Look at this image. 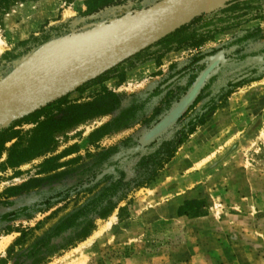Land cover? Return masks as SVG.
<instances>
[{
    "label": "rangeland",
    "instance_id": "obj_1",
    "mask_svg": "<svg viewBox=\"0 0 264 264\" xmlns=\"http://www.w3.org/2000/svg\"><path fill=\"white\" fill-rule=\"evenodd\" d=\"M161 1L127 0L89 17L88 0L20 3L0 25V94L26 83L21 76L43 47L4 60L24 51L19 44H86ZM228 8L0 129V264H14L83 208L111 213L90 214L82 241L78 229L54 239L44 264H264V20L245 23L254 12ZM148 62L152 72L134 74ZM108 93L114 104L101 101ZM190 95L179 117L150 137ZM80 106L75 120L69 109ZM178 141L153 181L137 187L142 159Z\"/></svg>",
    "mask_w": 264,
    "mask_h": 264
},
{
    "label": "water",
    "instance_id": "obj_2",
    "mask_svg": "<svg viewBox=\"0 0 264 264\" xmlns=\"http://www.w3.org/2000/svg\"><path fill=\"white\" fill-rule=\"evenodd\" d=\"M232 1L234 0H162L134 17L113 24L117 25L126 20L138 21V24L130 32L115 38L112 42L114 44L110 48L105 46L92 53V55H95L94 57L92 55L89 57L81 56V59L60 66L57 70L50 71L36 79L30 86H27V84L21 87L16 86L0 94V129H5L12 123L61 99L146 49L158 44L176 31L189 25L195 19ZM90 34L92 32L88 35ZM63 68H66L64 72H62ZM37 93L40 94L36 99L32 100L31 104L23 106L30 96ZM191 97L192 95H190V98L184 99L151 132L150 137H157L167 126L171 125L182 113ZM178 108H180L178 113L173 118H170Z\"/></svg>",
    "mask_w": 264,
    "mask_h": 264
},
{
    "label": "trees",
    "instance_id": "obj_3",
    "mask_svg": "<svg viewBox=\"0 0 264 264\" xmlns=\"http://www.w3.org/2000/svg\"><path fill=\"white\" fill-rule=\"evenodd\" d=\"M28 1H33V0H0V25L4 19V17L9 14L17 5L20 3H26ZM127 0H88V8L87 11L83 14L84 17H89L96 15L106 9L109 8H114V7H119L123 6ZM263 2L264 0H245V1H235L233 3H228L227 6L229 7L227 9V12L231 11L234 7H238L241 5H244L245 9V15L251 14L254 12V14L251 17H248L245 20V23L248 21L252 20H257V19H263L264 20V9L260 8H255L251 9L250 5L254 3H260ZM231 6V7H230ZM203 18L202 16L195 19L190 25L193 23H196V21L200 20ZM242 23H239L241 25ZM190 25L183 27L182 29L178 30L176 33H180L182 31H185ZM230 28V27H228ZM226 27V29H228ZM225 29V28H224ZM175 33V34H176ZM32 46L30 42H25L21 43L18 45V48H25L23 52L19 53L16 56H13L11 53L6 54V56L3 57L4 60H17L18 58L23 57L27 53H29L32 49L37 48L39 46H42L44 44H47L49 42V39L44 40L40 43H36V40L34 39ZM190 40L188 39L187 41L184 40L180 44V48L184 46L189 45ZM104 100L106 103L109 102V100H112L113 104L116 102V96L113 95L112 93H108L107 95L103 96L101 98V101ZM90 108V106H86L83 109ZM75 109V111H74ZM111 111L115 110L114 105L110 109ZM70 113L69 116L74 118L75 120L78 119L80 120V112H81V106L76 107V108H70L69 109ZM121 119V118H120ZM4 140L0 142V145H4ZM181 141H178L176 143L173 142H167L163 143L162 146L158 149V151L147 158L142 159L140 164L138 165L137 168V173H136V178H135V183L137 187H142L146 186L149 184L153 179L158 175L159 171H161L177 152V149L179 145H181ZM107 191L104 190V193ZM111 213V210L109 211H103V212H90L86 211V208H83L68 217L64 218L62 221H60L54 228H52L48 234H46L44 237L41 239L37 240L35 244L32 246V248L27 252L18 257L14 264H23L25 262H28L32 260L33 264H44L45 259H46V254H43V252L48 250V247L50 246L51 242L59 238L60 236L73 231L75 229L79 230L78 234V241H82L84 238L88 236L90 233V230L92 229V222L88 218L90 214H97L99 217H106L108 214ZM20 242H17L15 244V247L19 245ZM65 248L64 246H62ZM57 247H52V252H55L57 250ZM14 248L10 250V254L13 253ZM50 253V251H48ZM47 252V253H48ZM50 253V254H51Z\"/></svg>",
    "mask_w": 264,
    "mask_h": 264
},
{
    "label": "bare ground",
    "instance_id": "obj_4",
    "mask_svg": "<svg viewBox=\"0 0 264 264\" xmlns=\"http://www.w3.org/2000/svg\"><path fill=\"white\" fill-rule=\"evenodd\" d=\"M138 24V21L137 20H133V21H130V20H126V21H124V22H122V23H120V24H117V25H114V26H112V27H110V28H107V30L104 32V34H102V35H97V36H95L94 35V40H91V38H90V40L89 41H87L86 42V44L84 43H81V45H76V46H71V47H69V45H67L68 43H66V48H64L63 46V48L62 47H58L59 48V54H56L57 53V51L56 50H58V48H55L54 46V48L56 49H54L53 47H48V48H46V50H43V51H41L40 53H38V54H36L35 56H34V58L32 59L33 61V63H31L30 64V68L32 69H36L39 65H41V64H43V63H46V62H44L45 60H47V59H49V60H51L52 58H58V57H60V56H63L64 57V55H66V54H68L67 56L69 57V55H70V57H72V54H80V55H78V56H87V57H89L90 55H92V53H94V52H96L97 50H100L101 48H104L105 46H106V48H110L114 43H112L113 42V40L115 39V38H117L118 36H120L121 34H124V33H126V32H130L136 25ZM102 31V30H101ZM101 31H99V32H101ZM86 40V38H84V41ZM114 42H116V41H114ZM83 44V45H82ZM3 43L0 41V53L2 52V50H3ZM65 52H66V54H65ZM77 56V57H78ZM93 57L95 56V55H92ZM91 56V57H92ZM43 57V58H42ZM90 57V58H91ZM92 57V58H93ZM75 58V57H74ZM86 58V57H85ZM64 59H67V58H65L64 57ZM63 59V60H64ZM56 60V59H55ZM52 61V60H51ZM39 63V64H38ZM65 63V62H64ZM34 67H36V68H34ZM41 67V66H40ZM32 69V70H33ZM58 69V67H54L53 68V70L52 71H55V70H57ZM66 68H63V71L62 72H64V70H65ZM32 70H28V71H32ZM59 70H60V68H59ZM34 71V70H33ZM46 71V70H45ZM43 72V71H42ZM26 75V74H25ZM32 76H34V74L32 75ZM25 77V76H24ZM30 78V77H29ZM26 79V78H25ZM38 79V78H37ZM26 80H29V79H26ZM36 79H33V80H30V81H27L25 84H27V86L29 85H32V82L33 81H35ZM22 85H18V87H21ZM40 93H37V94H34V95H32V96H30L29 98H28V100H27V102L23 105V106H26L27 104H31L32 103V100L33 99H36V97H38V95H39ZM190 98V97H189ZM187 101V100H186ZM185 103V102H184ZM182 105H183V103H182ZM182 107V106H181ZM180 107V108H181ZM180 108H178L173 114H172V116L170 117V118H173L177 113H178V110L180 109ZM168 120V119H167ZM105 227V226H104ZM108 227V226H107ZM4 246V245H3ZM3 246H2V248H3Z\"/></svg>",
    "mask_w": 264,
    "mask_h": 264
},
{
    "label": "crops",
    "instance_id": "obj_5",
    "mask_svg": "<svg viewBox=\"0 0 264 264\" xmlns=\"http://www.w3.org/2000/svg\"><path fill=\"white\" fill-rule=\"evenodd\" d=\"M77 41V40H79L78 38H74V39H72L71 41L72 42H74V41ZM70 41H66V40H59V41H56V42H49V43H47V44H45V45H43V47H42V49L40 50V51H42V50H46V48H50V47H55V48H60V47H64V48H66V43H69ZM58 46V47H57ZM53 47V48H54ZM62 47V48H63ZM54 48V49H55ZM40 51H38V52H40ZM65 54H66V52H65ZM68 54H66V55H64V57L65 58H67V59H64V57L63 56H60V57H58V58H52L51 60H49V59H47V60H45L44 62H46V63H43V64H41V65H39L37 68L36 67H34V68H36V70L35 69H31V68H29L28 70H32L31 72L30 71H28L27 70V72H26V75H25V77L23 76V74H22V76H21V80H24V82H27V81H30V80H33V79H37V78H40V77H42L43 75H45V74H47V73H49L50 71H52L53 70V68L54 67H60V66H64V65H66L67 63H70V62H72V61H77V60H79V59H81L82 57L81 56H78V55H80V54H72V57H70V55H69V57L67 56ZM78 56V57H77ZM75 57V58H74ZM80 57V58H79ZM43 58V57H42ZM56 59V60H55ZM64 59V60H63ZM65 62V63H64ZM39 64V63H38ZM41 66V67H40ZM30 67V66H29ZM146 69H148L149 70V72H152L154 69H155V65L152 63V62H148L146 65H142V67H139L137 70H135V71H137L136 73L134 72V74H140V73H142V72H144ZM46 70V71H45ZM43 71V72H42ZM34 74V76H32ZM138 75H136V76H138ZM30 77V78H29ZM29 79V80H26V79Z\"/></svg>",
    "mask_w": 264,
    "mask_h": 264
},
{
    "label": "flooded vegetation",
    "instance_id": "obj_6",
    "mask_svg": "<svg viewBox=\"0 0 264 264\" xmlns=\"http://www.w3.org/2000/svg\"><path fill=\"white\" fill-rule=\"evenodd\" d=\"M209 65H210V64H208V66H209ZM212 68H213V66H211V67H207L206 73H207L208 71H210Z\"/></svg>",
    "mask_w": 264,
    "mask_h": 264
}]
</instances>
